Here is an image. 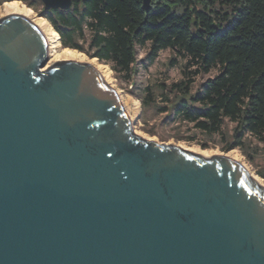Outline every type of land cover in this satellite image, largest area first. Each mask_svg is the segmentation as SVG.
<instances>
[{
    "label": "water",
    "instance_id": "obj_1",
    "mask_svg": "<svg viewBox=\"0 0 264 264\" xmlns=\"http://www.w3.org/2000/svg\"><path fill=\"white\" fill-rule=\"evenodd\" d=\"M48 62L32 21L0 20V264H264L243 164L141 137L93 65Z\"/></svg>",
    "mask_w": 264,
    "mask_h": 264
},
{
    "label": "trees",
    "instance_id": "obj_2",
    "mask_svg": "<svg viewBox=\"0 0 264 264\" xmlns=\"http://www.w3.org/2000/svg\"><path fill=\"white\" fill-rule=\"evenodd\" d=\"M21 1L40 11L64 48L111 65L127 80L137 73L138 47L149 46L145 68L173 51L169 65L184 61L182 79L161 85L169 105L160 110L208 136L222 134L229 120L235 128L225 152L242 149L250 135L264 154V0H153L150 11L143 0H72L70 9L50 11L41 0ZM217 69L193 92L196 77Z\"/></svg>",
    "mask_w": 264,
    "mask_h": 264
},
{
    "label": "rangeland",
    "instance_id": "obj_3",
    "mask_svg": "<svg viewBox=\"0 0 264 264\" xmlns=\"http://www.w3.org/2000/svg\"><path fill=\"white\" fill-rule=\"evenodd\" d=\"M12 2H20L29 8L21 0H0V20L11 15L7 12V8L8 4ZM41 8H43V5L39 6L38 10ZM32 10L34 19L44 18L41 16L40 11ZM87 37L89 39V32H87ZM137 51L138 56L135 65L137 73L134 74L131 80H127L123 74L113 71L111 65L101 62L112 71L106 81L118 92L135 132L146 139L189 147L201 155H204V152L208 153V155H228L234 152L239 158L238 162L243 164L252 176L254 175L264 183V178L261 176V173H264L263 146L255 138L250 135L247 136L245 146L242 149L238 148L231 152L224 151L225 139L231 141L233 138L234 123L226 120L222 134L208 136L196 129L193 124L176 119L171 112H162L160 110L169 105L165 102L162 95L161 85L163 83L171 85L182 79L184 61H181L180 65L176 67H170L169 64L174 57V52L166 50L161 52L155 64L145 68L149 46L146 48L138 47ZM60 61L49 59L47 68ZM218 73L217 69L208 75L196 77L193 92L200 89L202 84L208 79L217 76ZM149 89H151V99H153L151 105H147L150 101ZM169 96L172 98L171 94Z\"/></svg>",
    "mask_w": 264,
    "mask_h": 264
},
{
    "label": "bare ground",
    "instance_id": "obj_4",
    "mask_svg": "<svg viewBox=\"0 0 264 264\" xmlns=\"http://www.w3.org/2000/svg\"><path fill=\"white\" fill-rule=\"evenodd\" d=\"M7 12L9 14L20 15L24 18L29 19L32 21L45 35L48 45H49V59L52 61H75V62H84L90 63L93 65L97 71L104 77L105 80H108L109 76L111 75L112 71L107 66L102 64L98 59H92L81 53L77 50H73L70 48H64L61 44V39L59 34L55 31L53 26L44 18L34 19L33 17V10L28 8L24 4L20 2H12L8 4ZM189 151L197 153L196 150L190 149L189 147L181 146ZM203 152V151H202ZM205 156H208V153H203ZM228 156L233 160L238 161L237 155L232 152L229 153ZM252 176V175H251ZM262 187H264V183L254 175L252 176Z\"/></svg>",
    "mask_w": 264,
    "mask_h": 264
}]
</instances>
